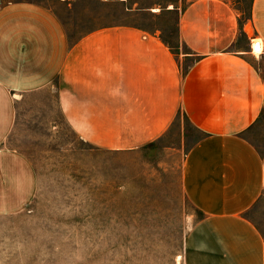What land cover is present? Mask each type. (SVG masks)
Listing matches in <instances>:
<instances>
[{
    "label": "crops",
    "instance_id": "crops-1",
    "mask_svg": "<svg viewBox=\"0 0 264 264\" xmlns=\"http://www.w3.org/2000/svg\"><path fill=\"white\" fill-rule=\"evenodd\" d=\"M96 1L110 16L77 35L47 0L0 6V206L34 188L5 147L30 96L55 92L64 121L107 151L139 150L183 113L202 133L182 161L202 213L184 264H264V0Z\"/></svg>",
    "mask_w": 264,
    "mask_h": 264
},
{
    "label": "rangeland",
    "instance_id": "rangeland-1",
    "mask_svg": "<svg viewBox=\"0 0 264 264\" xmlns=\"http://www.w3.org/2000/svg\"><path fill=\"white\" fill-rule=\"evenodd\" d=\"M47 1L71 35L110 16L96 0L78 10ZM201 137L180 113L159 140L107 151L64 121L55 92L22 101L5 147L33 169L34 188L22 205L0 206V264H184L202 213L182 188V161Z\"/></svg>",
    "mask_w": 264,
    "mask_h": 264
},
{
    "label": "built area",
    "instance_id": "built-area-1",
    "mask_svg": "<svg viewBox=\"0 0 264 264\" xmlns=\"http://www.w3.org/2000/svg\"><path fill=\"white\" fill-rule=\"evenodd\" d=\"M3 0H0V6L2 4ZM263 51V46H262V42L258 39H255L252 42V52L256 53V54H260Z\"/></svg>",
    "mask_w": 264,
    "mask_h": 264
}]
</instances>
